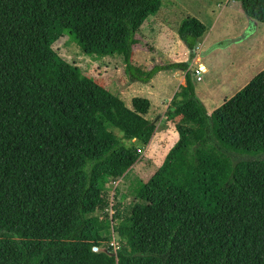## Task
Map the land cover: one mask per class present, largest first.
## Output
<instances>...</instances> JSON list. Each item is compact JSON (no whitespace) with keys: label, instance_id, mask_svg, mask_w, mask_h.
<instances>
[{"label":"trees","instance_id":"obj_1","mask_svg":"<svg viewBox=\"0 0 264 264\" xmlns=\"http://www.w3.org/2000/svg\"><path fill=\"white\" fill-rule=\"evenodd\" d=\"M239 4L264 23V0ZM159 6L0 0V264H264V68L207 112L189 67L205 27L191 16L177 31L187 60L137 75L133 40ZM64 33L83 55L121 54L134 80L183 71L166 107L181 118L175 142L111 214L110 183L156 129L150 101L135 96L127 107L64 60L53 49Z\"/></svg>","mask_w":264,"mask_h":264},{"label":"rangeland","instance_id":"obj_2","mask_svg":"<svg viewBox=\"0 0 264 264\" xmlns=\"http://www.w3.org/2000/svg\"><path fill=\"white\" fill-rule=\"evenodd\" d=\"M191 16L200 20L205 27L198 38L194 58L207 68L206 71L201 70L196 79L195 69L198 66L196 63L193 66L190 64L191 77L196 96L207 112H211L264 68V23L256 20V24L250 22L241 10L239 0H160L159 9L146 17L133 40L130 61L137 75L143 76L153 66L163 67L184 55V44H178L177 30L181 21ZM63 35L53 44V49L64 60L77 65L85 75L93 77L118 96L127 107H131L130 99L135 96L150 101L145 117L156 125L153 136L146 146L139 148V160L126 177L115 179L108 190L109 205L116 202L125 205L134 199L130 187H136L152 174L177 138L174 125L181 118H167L166 107L179 84L178 76L183 75V71L163 68L146 82L134 80L126 72L121 54L86 56L66 33ZM217 38L221 39L209 44ZM231 38L238 39L222 46L216 45ZM203 47V50H210L206 54H199V49ZM185 56L188 58V52ZM231 158L248 157L233 155ZM256 158H264V154ZM115 185L118 193L112 199ZM112 212L109 208V214ZM101 214V211L95 212V215Z\"/></svg>","mask_w":264,"mask_h":264},{"label":"crops","instance_id":"obj_3","mask_svg":"<svg viewBox=\"0 0 264 264\" xmlns=\"http://www.w3.org/2000/svg\"><path fill=\"white\" fill-rule=\"evenodd\" d=\"M247 19H249V20H251L250 22H252V23H254V24H256L255 23V20L254 19H252V18H249V17H247ZM179 28V27H178ZM178 31V30H177ZM235 35H228L227 37H234ZM221 38H217L216 40H214V41H212V42H210L209 44H211V43H213V42H215V41H217V40H220ZM177 41H178V44L180 45V46H182L181 45V41L179 40V39H177ZM197 43H198V39H197ZM197 46V45H196ZM183 48H185V46L183 45ZM205 47H203V48H200L199 49V54L201 53V51H204L203 49H204ZM219 48V47H218ZM198 50V47H196V51ZM186 52H187V49L185 48V50H184V55L182 56V57H180L179 59H178V61H174V62H180V61H185V60H187V57L185 56V54H186ZM208 53V52H207ZM206 54V53H205ZM131 60V59H130ZM196 63V65L198 66V68L200 67V65L202 64L203 65V67H204V69H205V71L207 70V68H206V66L204 65V63H202L199 59H197V60H195V58H194V60H192V62L190 63L192 66L194 65ZM179 77V84H182L183 82H184V78H183V75H179L178 76ZM178 84V85H179ZM173 94V93H172ZM171 98V97H170ZM170 100V99H169ZM169 100H168V102H169Z\"/></svg>","mask_w":264,"mask_h":264},{"label":"built area","instance_id":"obj_4","mask_svg":"<svg viewBox=\"0 0 264 264\" xmlns=\"http://www.w3.org/2000/svg\"><path fill=\"white\" fill-rule=\"evenodd\" d=\"M199 72H201V70H200L199 68H196V69H195L196 79L199 78V76H198ZM112 183H115V180H113ZM110 204H111V203H110ZM109 208L112 209V208H111V205L108 206V208L106 209V211L109 212ZM110 245L113 246V249H114V250L118 247V245H117V243H116L115 240H112V241L110 242ZM92 249H93V250H97L96 247H93Z\"/></svg>","mask_w":264,"mask_h":264},{"label":"water","instance_id":"obj_5","mask_svg":"<svg viewBox=\"0 0 264 264\" xmlns=\"http://www.w3.org/2000/svg\"><path fill=\"white\" fill-rule=\"evenodd\" d=\"M237 39H238V38H231V39H229V40H225V41L222 40V41H220V42H219L218 44H216V45L222 46V45H224V44H226V43L237 41ZM209 50H210V49H208V50H204V51H201L200 54H205V53H207Z\"/></svg>","mask_w":264,"mask_h":264},{"label":"bare ground","instance_id":"obj_6","mask_svg":"<svg viewBox=\"0 0 264 264\" xmlns=\"http://www.w3.org/2000/svg\"><path fill=\"white\" fill-rule=\"evenodd\" d=\"M200 70H203V71H205V69H204V67L202 66V68H200Z\"/></svg>","mask_w":264,"mask_h":264},{"label":"clouds","instance_id":"obj_7","mask_svg":"<svg viewBox=\"0 0 264 264\" xmlns=\"http://www.w3.org/2000/svg\"><path fill=\"white\" fill-rule=\"evenodd\" d=\"M198 68V67H197Z\"/></svg>","mask_w":264,"mask_h":264}]
</instances>
